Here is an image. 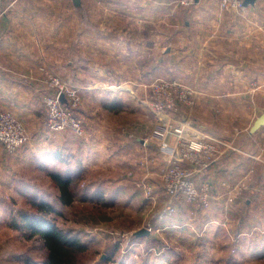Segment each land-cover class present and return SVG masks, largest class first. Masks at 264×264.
Instances as JSON below:
<instances>
[{
	"label": "rangeland",
	"instance_id": "374dc122",
	"mask_svg": "<svg viewBox=\"0 0 264 264\" xmlns=\"http://www.w3.org/2000/svg\"><path fill=\"white\" fill-rule=\"evenodd\" d=\"M162 1L159 5L155 2L156 6L150 0H84L79 7L70 3L69 35L73 43H70L69 54L73 64L62 71H42L38 101L44 114L36 118L18 117L27 128V143L12 152L3 147L4 158L8 159L4 169L8 177L5 188L11 191L0 197V206L4 208L0 212V264H23L21 257L26 256L45 257L40 237L28 238L24 231L10 226L12 213L19 209L30 210V197L54 203L63 213L56 218L57 223L89 243L88 251L79 256L77 264H173L160 258L163 247L167 252L178 247L173 231L149 226L158 215L153 201H161L165 196V200L171 198L165 191L162 173L172 162L173 155L193 135L206 134L226 142L215 155L216 159H229L233 155L235 158L236 153L242 152L241 145L252 140L249 128L258 107L251 102L235 100L210 102L206 100L205 86L179 81L176 73L179 65L189 61L191 54L180 61L175 56H165L161 67L157 61L163 59V49L167 48L189 47L193 51L203 47L207 53L213 39L217 47L215 60L220 63L222 33L236 30V18L226 21L225 12L218 6L196 9V5L183 6L177 0ZM205 1L217 4L215 0ZM157 14L161 16L158 21L152 20ZM82 36L84 54L76 47ZM80 59L85 60V68L78 69ZM188 61L184 62L186 68L190 67ZM47 73L56 75L67 89L75 90L79 96V100L69 106L74 118L80 121L81 134L71 127L55 130L48 125L45 96L54 93L56 88L50 84ZM244 90L250 89L244 87ZM114 99L120 100L118 111L105 107ZM139 139L144 146L141 147ZM161 141L169 145L167 150L162 149ZM124 142L135 146L132 163L125 165L122 160L112 164L113 146H122L119 143ZM93 147L98 149L95 153L99 160L95 165L86 163L84 169L79 170L83 153ZM55 152H60L66 161L50 155ZM17 153L21 160L13 163ZM233 163L235 161L229 164L231 175L235 173ZM53 170L75 171L73 186L80 196L82 189L89 187L92 191L102 189L103 198L84 200L78 196L69 207L61 205L59 191L48 175ZM244 170L248 174L246 168ZM253 171L252 168L248 170L249 174ZM124 177L130 181L127 188L142 190L144 203L135 198V204L127 206L129 199L125 196L119 198L117 205L114 203L117 194L114 187L123 183ZM250 180L248 185L245 182V187L253 189L255 184ZM236 184L244 183L240 180ZM243 206L247 209L245 202ZM252 211L249 207L247 214L251 218ZM231 213L224 223L229 238L235 237L237 219L231 217L234 215ZM144 227L156 233L148 244L145 236L137 238L135 234ZM203 249L197 248L195 253L187 246L181 248L192 257ZM189 260L175 264L194 263Z\"/></svg>",
	"mask_w": 264,
	"mask_h": 264
},
{
	"label": "crops",
	"instance_id": "0c3cea01",
	"mask_svg": "<svg viewBox=\"0 0 264 264\" xmlns=\"http://www.w3.org/2000/svg\"><path fill=\"white\" fill-rule=\"evenodd\" d=\"M150 1L155 6L156 3L164 2L162 0ZM83 2L84 0H81V4ZM205 2V0H199L195 4L196 9L208 5L209 8L218 6L213 1ZM70 3L75 7L81 6V4L76 5L74 0H0V111H11L20 118H36L44 114V109H41L38 101V98L40 99L38 87L43 81L42 71L49 69L62 71L73 64L69 54L70 43H73L69 35ZM224 12L226 21L233 20V17L236 18L237 28L234 31L228 30L222 33L220 63L215 60L217 47L213 39L212 47L207 53H204L203 47L201 49L196 47L193 51L189 47H176L173 50L167 48L163 49L165 54L163 59L157 61L161 63V67L164 65L165 56H175L176 60L180 61L181 58L191 54V56L188 55L190 64L187 66L190 65L189 68H186L187 63H184L188 60L182 61L183 64L179 65L178 72H176L179 81L184 80V83L205 86L206 100L210 102L232 100L242 103L251 102L258 107L256 114L254 113L257 118L264 112V0H257L254 5L246 7L243 12L235 10ZM160 17L157 14L152 20L158 21ZM146 20L150 21V19ZM79 40L76 45L77 51L84 54L83 36ZM96 51L99 50L96 49ZM84 62L83 59L78 61V69L85 68ZM159 71L158 69V73ZM252 86L253 88H250ZM231 87L236 88L231 89ZM244 87H249L250 90L245 91ZM113 102L118 103L119 106L121 104L118 99H114ZM252 124L249 128L252 140L241 145L242 152L236 153L235 158L233 155L229 159H216L209 167L197 169L195 180L198 183L206 182L211 185V200L208 206L190 203L186 199L176 202L171 198L165 200L166 196L161 201L156 199L153 201V208H157L158 215L154 217L149 226L162 231L172 230L173 238L176 237L178 240V247H173L171 252H167L164 247L161 249L160 258L162 260H169L173 264L184 263L189 259L195 264L264 263V127L251 133ZM139 140L141 147L144 146L142 139ZM119 144L123 145L115 144L112 148V164L125 160L124 163L127 165L126 163L131 161L136 152L135 146L129 142ZM3 147L0 141V197L11 191L10 188H5L8 177L4 169L7 167L8 159L4 158ZM87 149L88 151L86 150L87 152H84L81 158L82 169L86 163L95 165L99 160L95 153L98 150L96 147L91 148L90 151L89 148ZM20 160L21 156L17 153L13 163ZM231 161H235L233 163L235 173L232 175L233 171L229 169ZM245 168L248 174L245 173ZM250 168L254 170L252 174L248 172ZM235 175H238L236 179ZM250 179L255 184L253 189L245 187V182L248 185ZM127 180L126 177L123 178V183L116 180L119 184L114 187L117 193L115 194L117 201L114 200V203L117 205L119 198H124V196L129 199L126 201L127 206H133L136 202L135 198H140V201L144 203L146 199L142 197V190L133 191L127 188L126 185L129 186L130 182ZM240 180L244 184H236ZM223 182L227 186L223 185ZM256 187L259 188L256 189ZM82 190L83 194L86 192L90 196L99 194L104 196L102 189L92 191L87 187ZM254 197L259 199L256 201ZM241 200H243L242 203ZM244 202L247 209L243 206ZM249 207L253 210V218L247 214ZM2 208L0 206V212ZM230 212L234 214L231 217L235 216L237 219L235 220V237L229 238L224 223L228 221L227 214ZM231 220L233 221V218ZM154 236L156 233L150 231V234L144 237V240L147 238L146 244L150 242L148 240L155 238ZM230 245H232L231 249L228 248ZM183 246L189 247L195 253L197 248L204 249L200 254H194L192 257L186 251L181 250Z\"/></svg>",
	"mask_w": 264,
	"mask_h": 264
},
{
	"label": "built area",
	"instance_id": "2783aa9c",
	"mask_svg": "<svg viewBox=\"0 0 264 264\" xmlns=\"http://www.w3.org/2000/svg\"><path fill=\"white\" fill-rule=\"evenodd\" d=\"M104 1V0H100ZM221 12L226 10H235L243 12L246 9L244 0H215ZM177 3L191 7L196 0H177ZM49 82L56 90L54 93L45 96L47 107V123L55 130H63L71 127L76 133L81 134L80 121L76 120L71 113L69 105L75 104L79 100L75 90L67 89V86L56 76L47 73ZM64 95L66 102H62L60 97ZM179 130L178 132H180ZM209 138V139H206ZM28 140V132L21 119L10 111H0V141L4 148L9 151H15L22 147ZM162 149L167 150L169 145L161 141ZM226 142L211 136L193 135L188 141H185L183 148L173 155L172 162L162 173V180L166 191L171 196L172 201L176 202L186 199L190 203H200L208 206L211 200V185L204 182L198 183L195 180L197 169L209 167L220 152L221 147ZM189 162V164H186ZM223 185L226 183L223 182Z\"/></svg>",
	"mask_w": 264,
	"mask_h": 264
},
{
	"label": "trees",
	"instance_id": "16d2710c",
	"mask_svg": "<svg viewBox=\"0 0 264 264\" xmlns=\"http://www.w3.org/2000/svg\"><path fill=\"white\" fill-rule=\"evenodd\" d=\"M110 110H118V103L105 105ZM118 107V108H117ZM117 108V109H116ZM56 159L66 161L60 152L50 154ZM79 170L82 166L79 165ZM75 171H50L53 185L59 191L58 200L63 206L73 204L76 197L80 196L74 189L73 183ZM76 178V177H75ZM82 192V191H81ZM84 200L102 199L101 194L90 196L88 193L80 196ZM30 210L19 209L12 213L10 226L17 230L24 231L28 238L40 237L42 246L46 251L45 257L36 259L31 256L21 257L23 264H77L79 256L89 249V243L83 241L81 236L73 234L72 230L65 229L57 223V217L62 211L54 203L44 199H28Z\"/></svg>",
	"mask_w": 264,
	"mask_h": 264
},
{
	"label": "water",
	"instance_id": "95a60500",
	"mask_svg": "<svg viewBox=\"0 0 264 264\" xmlns=\"http://www.w3.org/2000/svg\"><path fill=\"white\" fill-rule=\"evenodd\" d=\"M199 0H196V2H198ZM257 2V0H244V6L248 7L250 5H254ZM74 3L76 5H80L81 4V0H74ZM62 102H66L65 96L62 95L60 97ZM262 127H264V112L261 113L253 122L252 126H251V133H255L256 131H258L259 129H261ZM150 228H142L140 230H138L135 234L139 237L142 236H146L150 234Z\"/></svg>",
	"mask_w": 264,
	"mask_h": 264
}]
</instances>
